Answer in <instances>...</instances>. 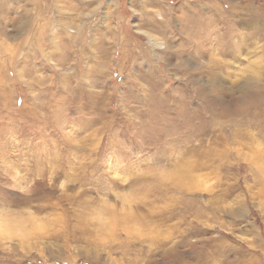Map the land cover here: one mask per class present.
Returning <instances> with one entry per match:
<instances>
[{
  "label": "rangeland",
  "instance_id": "rangeland-1",
  "mask_svg": "<svg viewBox=\"0 0 264 264\" xmlns=\"http://www.w3.org/2000/svg\"><path fill=\"white\" fill-rule=\"evenodd\" d=\"M0 264H264V0H0Z\"/></svg>",
  "mask_w": 264,
  "mask_h": 264
},
{
  "label": "bare ground",
  "instance_id": "bare-ground-1",
  "mask_svg": "<svg viewBox=\"0 0 264 264\" xmlns=\"http://www.w3.org/2000/svg\"><path fill=\"white\" fill-rule=\"evenodd\" d=\"M149 40L153 41V44L155 42L156 44L162 45L161 42L154 41L153 36L152 37L150 36ZM248 83H249V86L246 87L248 90L245 93H242L238 97L237 101H236V99L234 100V101H236V103L234 104V109L236 110V107H237L238 108L237 111L244 110V108L250 107L251 105L257 103L259 101L260 97H261L259 95V92H258V89H257V86H256L257 84L255 83L254 78H252V77L248 78ZM246 135H248V134H246Z\"/></svg>",
  "mask_w": 264,
  "mask_h": 264
}]
</instances>
